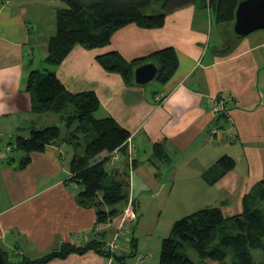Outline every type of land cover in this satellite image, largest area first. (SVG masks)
<instances>
[{"label": "crops", "instance_id": "obj_1", "mask_svg": "<svg viewBox=\"0 0 264 264\" xmlns=\"http://www.w3.org/2000/svg\"><path fill=\"white\" fill-rule=\"evenodd\" d=\"M1 1L0 247L16 258L36 259L63 243L82 245L95 237L111 243V231L121 232V214L99 226L101 234L94 237L95 209L78 204L79 187L69 181L70 161L79 150L57 142L32 153L22 169L15 168L19 155L8 161L6 148L17 136L53 125L67 133L58 115L31 112L26 91L34 55H42V62L48 55L57 13L67 6L62 0ZM232 27L217 23L207 3H198L169 14L161 28L129 24L105 47L77 45L56 68L69 92L96 94L98 118L111 117L130 133L127 152L135 167L129 196L136 220L138 195L166 181L185 183L191 200H208L207 207L218 206L229 218L242 212L244 197L264 180V29L237 38ZM167 47L177 52L178 67L154 88L128 86L98 60L117 52L128 62L139 60V66ZM212 97L225 103L222 117L212 112ZM156 144L162 145V156L155 155ZM223 156L233 158L235 167L211 183V169L219 174L215 166ZM124 163L120 156L107 168H118L121 179ZM114 260L90 250L44 264H117Z\"/></svg>", "mask_w": 264, "mask_h": 264}, {"label": "trees", "instance_id": "obj_2", "mask_svg": "<svg viewBox=\"0 0 264 264\" xmlns=\"http://www.w3.org/2000/svg\"><path fill=\"white\" fill-rule=\"evenodd\" d=\"M62 1L67 7L57 13L56 32L43 60L46 67L30 71L26 91L31 97V112L58 115L67 133L63 135L62 128L53 125L33 129L28 137L17 136L7 146L10 148L8 161H15L19 155L21 158L15 168L22 169L30 163L32 153L44 152L57 142L69 143L79 150L70 161L69 181L79 187L76 195L78 204L95 209L94 228H97L121 214L131 199L129 177L135 162L129 160L127 152L126 142L130 133L113 118L96 116L101 103L93 91L69 92L57 77V66L77 45L86 49L105 47L116 31L129 24L147 29L161 28L169 14L198 3H207L217 23L233 25L235 10L241 0ZM158 3L161 9L153 10ZM150 59L159 67L157 81L161 84L166 83L177 70L178 56L172 47L159 50ZM98 60L106 71L120 74L126 85H137L133 73L139 60L128 62L117 52L101 56ZM116 150L121 160L125 159L121 179L117 178L118 168H107ZM154 153L163 155L161 144L154 146ZM215 167L219 174L215 175L214 168L211 169V183L233 170L235 160L223 156ZM132 241L136 246V238ZM90 250L107 258L113 255L105 248L103 239H92L82 245L63 243L36 259L15 258L13 252L0 247V264H44L55 258ZM188 250L197 254V262L188 257ZM256 251L260 262H256L253 256ZM124 258L121 257L117 264H123ZM206 260L217 264H264V180L244 197L241 213L226 218L220 207H205L176 221L170 235L162 240L159 264H209Z\"/></svg>", "mask_w": 264, "mask_h": 264}, {"label": "rangeland", "instance_id": "obj_3", "mask_svg": "<svg viewBox=\"0 0 264 264\" xmlns=\"http://www.w3.org/2000/svg\"><path fill=\"white\" fill-rule=\"evenodd\" d=\"M156 5V9L154 8L153 10L159 11L161 4L158 3ZM34 56L33 68L43 70L46 65L42 62V55L38 53ZM31 60H33L32 56ZM157 85L159 84L155 82L149 87L154 88ZM184 187L185 183L180 181L175 183L166 181L164 184H160V189L158 190L140 193L137 197L138 203L136 205L138 220H136V216L134 220L128 219L125 209L129 205H126L121 212V232L117 231L115 233L111 231L107 238L109 242L114 241L118 245V248L110 251L113 252V256L125 257L124 264H159L162 240L170 235L174 223L207 207L206 202L208 200L202 202L191 200L188 194L185 193ZM131 207L133 209V205ZM93 232L94 237L101 234L98 227L93 228ZM134 238H136V246L133 245L132 240ZM94 239L97 238L95 237ZM145 255H147V258L143 261L142 257ZM187 255L191 260L197 262L198 257L195 252L188 250ZM253 256L256 262H260L258 251L253 252ZM206 262L217 264V262L209 260H206Z\"/></svg>", "mask_w": 264, "mask_h": 264}, {"label": "water", "instance_id": "obj_4", "mask_svg": "<svg viewBox=\"0 0 264 264\" xmlns=\"http://www.w3.org/2000/svg\"><path fill=\"white\" fill-rule=\"evenodd\" d=\"M264 29V0H241L235 10L233 33L245 37L257 30ZM159 67L155 61L143 63L134 69L135 84L146 87L157 81ZM116 261L121 258L114 255Z\"/></svg>", "mask_w": 264, "mask_h": 264}, {"label": "built area", "instance_id": "obj_5", "mask_svg": "<svg viewBox=\"0 0 264 264\" xmlns=\"http://www.w3.org/2000/svg\"><path fill=\"white\" fill-rule=\"evenodd\" d=\"M5 1L6 0H2L1 2H5ZM209 106L211 107V110L215 115H221V114L227 113V107H226L225 103L220 100V97L210 98L209 99ZM127 142H129V138H128ZM6 150L8 152L10 150V148L7 147ZM119 160H120V154H119V151L116 150L112 153L111 159L109 160L108 163L110 166L116 165ZM128 205L129 206H127L125 209L126 216L128 217L129 220H134L136 217H135L134 211L131 207L132 206V200L131 199H130ZM105 248L106 249L108 248L109 250H113L114 248H118V245L116 242L113 241L111 243H108V245H106Z\"/></svg>", "mask_w": 264, "mask_h": 264}]
</instances>
